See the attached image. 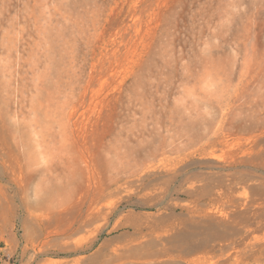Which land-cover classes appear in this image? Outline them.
Wrapping results in <instances>:
<instances>
[{
  "label": "rangeland",
  "instance_id": "374dc122",
  "mask_svg": "<svg viewBox=\"0 0 264 264\" xmlns=\"http://www.w3.org/2000/svg\"><path fill=\"white\" fill-rule=\"evenodd\" d=\"M0 249L264 264V0H0Z\"/></svg>",
  "mask_w": 264,
  "mask_h": 264
},
{
  "label": "bare ground",
  "instance_id": "6f19581e",
  "mask_svg": "<svg viewBox=\"0 0 264 264\" xmlns=\"http://www.w3.org/2000/svg\"><path fill=\"white\" fill-rule=\"evenodd\" d=\"M165 256H167L166 258L167 259H171L172 258V256L170 255V254H165ZM223 257V256H222ZM80 258L79 257H77V258H74V259H72V260H65V261H63V260H57V261H52V260H48V261H45V262H43L42 264H80ZM135 264V263H133V262H126V263H124V264ZM142 264H165V260H163V261H151V262H147V263H142Z\"/></svg>",
  "mask_w": 264,
  "mask_h": 264
},
{
  "label": "built area",
  "instance_id": "2783aa9c",
  "mask_svg": "<svg viewBox=\"0 0 264 264\" xmlns=\"http://www.w3.org/2000/svg\"><path fill=\"white\" fill-rule=\"evenodd\" d=\"M17 258L0 249V264H18Z\"/></svg>",
  "mask_w": 264,
  "mask_h": 264
}]
</instances>
